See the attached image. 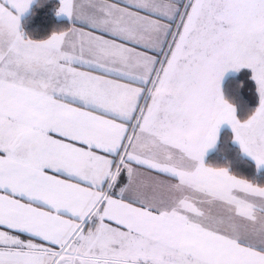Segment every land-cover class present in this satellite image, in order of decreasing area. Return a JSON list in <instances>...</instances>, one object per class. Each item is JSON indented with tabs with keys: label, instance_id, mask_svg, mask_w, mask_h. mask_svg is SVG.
Listing matches in <instances>:
<instances>
[{
	"label": "snow or ice",
	"instance_id": "6c2138e0",
	"mask_svg": "<svg viewBox=\"0 0 264 264\" xmlns=\"http://www.w3.org/2000/svg\"><path fill=\"white\" fill-rule=\"evenodd\" d=\"M0 264H264V0H0Z\"/></svg>",
	"mask_w": 264,
	"mask_h": 264
}]
</instances>
